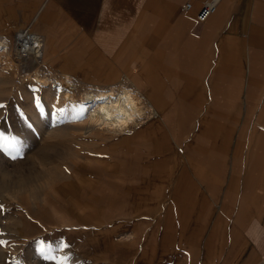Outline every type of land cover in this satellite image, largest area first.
Returning <instances> with one entry per match:
<instances>
[{"label":"crops","instance_id":"0c3cea01","mask_svg":"<svg viewBox=\"0 0 264 264\" xmlns=\"http://www.w3.org/2000/svg\"><path fill=\"white\" fill-rule=\"evenodd\" d=\"M205 1L0 0V40L141 109L51 202L0 206V264H264V0Z\"/></svg>","mask_w":264,"mask_h":264},{"label":"rangeland","instance_id":"374dc122","mask_svg":"<svg viewBox=\"0 0 264 264\" xmlns=\"http://www.w3.org/2000/svg\"><path fill=\"white\" fill-rule=\"evenodd\" d=\"M8 43L7 51L0 52V137H3L0 141L3 145L0 148V206L7 201H40L46 204L51 202L53 194H58L54 190L55 182L61 176L75 173L78 159L100 151L104 148L105 139L115 136L89 134L85 129L88 126L86 118L77 107L70 109L61 100L69 86L60 84L62 87L59 85L50 91V86L40 87L33 78L39 74L50 82L57 80L76 84L73 95L79 105L83 102V89L90 86L89 82L76 80L70 74H54L53 71L58 70L52 67L54 65H51L53 71L48 68L43 48L38 62L34 56L28 60L19 59L15 36ZM66 77L70 80L64 79ZM50 97L60 99L61 106L56 108L65 111L64 119L49 122L45 130L37 129L34 117H47L56 110L49 107ZM71 111L74 117L68 116ZM73 125L81 129L73 128ZM0 218H4V210H0Z\"/></svg>","mask_w":264,"mask_h":264},{"label":"bare ground","instance_id":"6f19581e","mask_svg":"<svg viewBox=\"0 0 264 264\" xmlns=\"http://www.w3.org/2000/svg\"><path fill=\"white\" fill-rule=\"evenodd\" d=\"M24 35L27 36V39L25 41V38L22 37V40H19L16 51L19 59L28 60V58H32L31 56H34V58L38 62H40V59L42 57L41 50L43 48L40 38L35 34L27 31L24 33ZM21 46L23 47L22 50L25 52V57L19 55L21 54ZM7 49L8 43L0 40V52L7 51ZM43 56H46V54L44 53ZM33 81L40 87L50 86L52 88L50 89V91L57 88L60 84L69 86L70 88H68V90L64 92L61 100L66 105H68L70 109L77 107L76 109L79 110V113L86 118L88 126L85 127V129H87L89 132H98L100 130L102 131V133L104 132V134H107L125 131L131 126L132 123L136 121V117L141 113V109L139 108L136 100H134L131 93L127 92L125 89L118 90L113 93L110 92L111 94L109 95L103 94L101 92H97V94L86 92L82 98L83 102L79 105L76 104L77 102H75L73 87L69 82L61 83L57 80H52L50 82L48 79H44L39 76V74H37L36 77L33 78ZM51 98L53 97H50L48 99L49 107L51 106V108H56L61 106L59 103L60 99L55 97L54 100ZM71 113L73 114L72 111L70 113H67L68 116L74 117V115H72ZM64 116L65 111L61 112L59 108H56V110L53 111L52 115L48 114L47 117L36 115L34 117L36 128L44 129L49 122L62 121V118L64 119Z\"/></svg>","mask_w":264,"mask_h":264},{"label":"built area","instance_id":"2783aa9c","mask_svg":"<svg viewBox=\"0 0 264 264\" xmlns=\"http://www.w3.org/2000/svg\"><path fill=\"white\" fill-rule=\"evenodd\" d=\"M219 1L220 0H206L202 4V6L198 10V12L196 13L198 20L201 21V22L207 20L213 14V12L216 10ZM190 6H191V3H189V2L185 4L186 8H189ZM25 32H26V30L19 31V32L15 33L14 36H15V45H16V47H18L19 40H22L21 39L22 37H24L25 41H26L27 36L24 35ZM22 49H23V47L21 46V48H20V51H21L20 53L21 54H19V55H21L22 57H25V52Z\"/></svg>","mask_w":264,"mask_h":264},{"label":"snow or ice","instance_id":"6c2138e0","mask_svg":"<svg viewBox=\"0 0 264 264\" xmlns=\"http://www.w3.org/2000/svg\"><path fill=\"white\" fill-rule=\"evenodd\" d=\"M37 107H39V103H37ZM2 140H3V137H0V141H2ZM2 147H3V145L0 144V148H2ZM60 264H65V262L61 261Z\"/></svg>","mask_w":264,"mask_h":264}]
</instances>
